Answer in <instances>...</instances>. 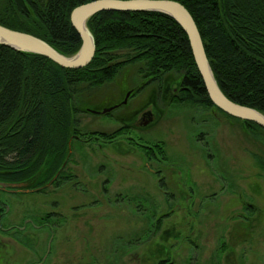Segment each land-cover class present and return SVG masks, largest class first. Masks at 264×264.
I'll return each mask as SVG.
<instances>
[{
	"label": "rangeland",
	"instance_id": "rangeland-1",
	"mask_svg": "<svg viewBox=\"0 0 264 264\" xmlns=\"http://www.w3.org/2000/svg\"><path fill=\"white\" fill-rule=\"evenodd\" d=\"M128 55L134 52H117L116 61ZM142 81L138 67L131 66L113 82L94 89L86 103L88 111L115 102L123 108L120 117L81 114L82 132L122 129L124 108L152 103V88L127 98V88ZM165 106L149 130L125 127L126 134L113 143L93 140L86 143V154L76 150L68 165L75 177L63 186H49L44 193L19 192L35 178L14 184V192L0 191V209L6 211L0 216L3 264H143L147 245L157 240L173 245V264H230L220 249L222 241H231L241 213L250 214L243 210L244 204L263 211L254 218L251 239L236 246L234 259L264 264V132L257 137L243 122L200 104ZM158 144L165 145L169 157L165 164L174 171L156 162L149 167L165 168V182L175 197L171 203L144 159L125 151L131 146L140 153ZM153 210L157 217L171 216L145 241L144 231L152 228L147 216ZM48 214L55 215L52 223H41L39 219ZM179 226L190 229L184 242L175 236L181 235ZM6 232L27 237L33 250Z\"/></svg>",
	"mask_w": 264,
	"mask_h": 264
},
{
	"label": "trees",
	"instance_id": "trees-1",
	"mask_svg": "<svg viewBox=\"0 0 264 264\" xmlns=\"http://www.w3.org/2000/svg\"><path fill=\"white\" fill-rule=\"evenodd\" d=\"M92 1L95 0H0V25L41 38L70 56L82 45L71 23V12ZM171 1L182 4L194 18L223 93L239 105L264 113V0ZM88 27L95 37L96 54L88 66L80 69L63 68L44 56L0 45V182L14 185L37 178L25 188L33 191L22 193H44L49 186L61 187L75 177L68 165L76 150L85 153L88 142L113 143L124 136V128L113 133H83L80 115L91 114L84 107L94 96V89L113 82L130 66H137L142 76H183V85L191 91H183L182 98L174 100V104L196 103L213 108L243 122L255 136L264 132L257 123L228 115L212 103L188 36L172 17L157 12L105 11L93 16ZM121 51H132L134 55L116 61L115 53ZM142 152L151 162L169 161L164 144L144 147ZM160 187L168 190L165 181ZM167 197L173 199L171 195ZM246 210L254 215L251 209ZM5 212L0 209V216ZM170 216L157 217L153 210V215L147 216L152 228L144 231L142 239L149 241ZM54 217L48 214L39 220L52 223ZM255 223L237 224L231 241H222L220 253L227 252L230 264H247L235 261V248L251 239ZM180 232L175 236L184 242L185 233ZM6 234L33 250L27 237ZM2 251L0 264L5 259L0 241V254ZM173 251V245L165 241H151L143 264H173Z\"/></svg>",
	"mask_w": 264,
	"mask_h": 264
},
{
	"label": "water",
	"instance_id": "water-1",
	"mask_svg": "<svg viewBox=\"0 0 264 264\" xmlns=\"http://www.w3.org/2000/svg\"><path fill=\"white\" fill-rule=\"evenodd\" d=\"M157 12L172 17L188 36L198 71L212 103L233 117L252 121L264 128V113L231 101L221 90L208 59L198 26L190 12L180 3L171 0H95L76 7L71 12V23L81 37V48L73 55H64L49 43L34 35L0 25V45L15 51L44 56L63 68L80 69L88 66L96 54L95 37L88 27L89 20L100 12ZM135 92L127 98L133 97ZM127 103V100L125 101ZM112 109L107 110V112ZM93 114H100L90 111ZM160 118L158 117L157 121ZM72 142V141H71ZM72 148L70 147V150ZM54 181V180H53ZM51 181L50 184L53 183ZM15 185L0 182V190L14 192ZM36 191L38 189H35ZM34 190V191H35ZM33 190H19L30 192Z\"/></svg>",
	"mask_w": 264,
	"mask_h": 264
},
{
	"label": "flooded vegetation",
	"instance_id": "flooded-vegetation-1",
	"mask_svg": "<svg viewBox=\"0 0 264 264\" xmlns=\"http://www.w3.org/2000/svg\"><path fill=\"white\" fill-rule=\"evenodd\" d=\"M131 67V66H130ZM141 75V74H140ZM142 83H137L134 86L130 85V88L126 90V94H131L133 92H135V94L133 95V97L138 96L139 94L145 92L147 89L152 88L153 89V99H152V103L151 104H146L143 107H137L134 110H130V107L124 108L122 111V116L124 118V120L126 121V123L123 125L122 128L125 127H129V129H134L137 132H140L142 130H149L148 128H152V126H154L156 123H158L157 119H158V113H160V115H163L165 113V109H166V104H173L174 100H177L179 98H182L181 93L183 91H191L190 88H188L187 86H184V77L181 75H176V74H168L165 75L164 77H162L161 79L156 78L155 76H142ZM137 92V93H136ZM121 103L119 102H115L113 104H109L108 107H103L102 109H97V110H89V111H96L99 112V115H108V116H119V112L122 108H119ZM124 104H126V102L124 101ZM87 106V105H86ZM86 106L84 107L85 110L88 111V108H86ZM206 107V106H205ZM112 109L111 111L107 112V110ZM211 109V108H209ZM213 109V108H212ZM129 140L131 141V139L129 138ZM117 141V140H115ZM113 141V142H115ZM135 143V141H132ZM136 144V143H135ZM149 148V147H147ZM151 148V147H150ZM127 150H129L132 153H137L140 155V157H142L145 161V165L147 166V168H149L154 175L159 177V186L161 184L162 181H165L166 178V174L164 173L165 168L161 169V168H157V169H153L152 167H149V164H151V161H149L145 155L144 152H138L137 150H135V147H127L125 148ZM166 162H162V163H157L159 166L160 165H165V167H167L168 169H172L173 168H169L167 166V164H165ZM166 186L168 188V184L166 183ZM162 190L163 193L166 194V200L168 202H172L173 200H175V197L169 192V190H164L162 188H160ZM171 195L173 197V199L168 200L167 196ZM170 206H173L172 204H168ZM169 206V207H170ZM251 209L254 212V215H245L242 214L239 216L242 219H239V223H247L249 221L253 222L254 218L256 216L261 217L262 214H260L263 210L259 209L258 207H256L254 204H244L243 206V210L245 209ZM248 213H250L249 211H247ZM263 217V216H262ZM235 228V227H234ZM183 231L185 234L189 233L190 234V229H188V231H186V227L185 226H179L177 228V231ZM178 235V234H177ZM188 235V234H187ZM185 238H183V241H186L185 239L187 238V236L183 235ZM227 253V252H225ZM228 255V254H227Z\"/></svg>",
	"mask_w": 264,
	"mask_h": 264
}]
</instances>
